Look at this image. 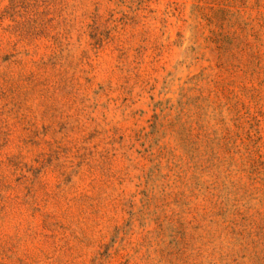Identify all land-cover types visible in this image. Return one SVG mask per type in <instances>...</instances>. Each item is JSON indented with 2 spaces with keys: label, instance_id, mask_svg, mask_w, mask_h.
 <instances>
[{
  "label": "rangeland",
  "instance_id": "374dc122",
  "mask_svg": "<svg viewBox=\"0 0 264 264\" xmlns=\"http://www.w3.org/2000/svg\"><path fill=\"white\" fill-rule=\"evenodd\" d=\"M0 264H264V0H0Z\"/></svg>",
  "mask_w": 264,
  "mask_h": 264
}]
</instances>
